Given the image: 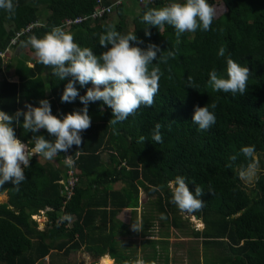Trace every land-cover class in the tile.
<instances>
[{
	"label": "trees",
	"instance_id": "trees-1",
	"mask_svg": "<svg viewBox=\"0 0 264 264\" xmlns=\"http://www.w3.org/2000/svg\"><path fill=\"white\" fill-rule=\"evenodd\" d=\"M113 1L13 0L14 14L0 9V52L31 36L42 38L60 26L82 48L99 55L106 50L99 45V35L105 25L114 24L121 34L136 35L137 40L130 42L133 46L147 49L149 44H156L165 55L167 51L176 53L166 64L153 61L159 64L162 75L160 91L151 107L141 105L134 115L112 125L111 108L100 101L89 103L88 114L97 120L81 133L82 144L68 150L76 177L69 194L58 182L67 176L63 152L57 155L61 168L32 156L18 191L11 182L0 187V193L6 194V200L0 203V264H34L51 250L59 259L80 246L93 255L92 262L108 250L115 263L123 264L129 253L118 252L112 239L126 224L115 216L124 208H137L141 193L145 200L151 198L153 212L163 217L164 224L181 229L190 223L171 202L169 183L177 176L185 178L193 194L196 186L203 190L202 209L188 215L202 222L200 230L191 229L190 233L201 238L204 252L205 247L211 250L207 253L211 261L208 264H264V0H208L217 13L210 30L185 32L179 40L170 25L158 29L142 22L148 8H159L172 0H133L135 11L133 6L124 5L130 0H121L100 15L73 22L76 16L92 12L95 4L105 6ZM39 9L42 18H38ZM34 22L38 25L10 43L16 31ZM146 29L150 36L145 35ZM221 47L225 48L224 57L218 55ZM229 55L249 69L243 96L213 91L208 84V73L213 68L227 78ZM19 57L13 64L16 81L2 76L0 57V110L14 115L20 101L37 107L41 99H47L52 114L62 119L64 114L84 107L79 97L71 103L61 102L70 78L60 81L50 66L24 53ZM25 61L32 65L26 66ZM189 76L194 88L189 87ZM75 86L82 96L92 84L81 87L77 82ZM212 103L217 105L214 110L209 107L216 122L200 131L192 122L195 106ZM19 119L22 124L23 116ZM156 123L162 125L160 144L152 140ZM12 127L23 143L33 136L15 122ZM114 127L118 134H114ZM36 135L55 139L45 129ZM250 145L255 146L260 171L252 186L246 188L239 167L246 166L248 160L240 149ZM233 155L237 156L234 163L229 160ZM39 211L46 217L42 229L31 217ZM148 221L144 216L140 218L144 228ZM144 242L151 245L152 239Z\"/></svg>",
	"mask_w": 264,
	"mask_h": 264
},
{
	"label": "clouds",
	"instance_id": "clouds-1",
	"mask_svg": "<svg viewBox=\"0 0 264 264\" xmlns=\"http://www.w3.org/2000/svg\"><path fill=\"white\" fill-rule=\"evenodd\" d=\"M0 9L14 14L13 0H0ZM215 16L216 10L208 0L183 2L172 0L165 6L148 8L142 15V22L158 29L163 28L165 24L170 25L175 29L179 40L181 34L185 32L194 33L198 28L202 31L210 30ZM145 35L150 36L151 33L146 29ZM136 40L134 33L121 34L114 24H107L103 33L99 35V45L106 50L96 55L92 49L82 48L74 42V37L60 26L53 27L42 38L36 36L29 38L28 43L34 49L39 63L50 66L60 81L70 78L65 85L61 102L71 103L79 97L84 107L64 114L62 119L52 114L47 99H41L37 107L25 104L27 110L18 109L14 115L0 110V187L5 182H11L18 191L20 184L26 179L24 169L29 167L30 157L42 156L47 160H53L60 152H67L73 145L79 147L82 144L81 133L91 126L88 114L90 102L100 101L111 108L114 118L109 123L112 125L134 115L141 105L146 107L153 105L154 98L160 91L159 81L162 75L159 64L153 61L166 64L169 58H175L176 53L167 51L165 55L156 44H149L147 49L133 46L130 42ZM158 52L161 54L157 58ZM218 55L225 56L224 47L219 49ZM225 71L227 78L220 75L215 68L208 73V84L213 91L245 95L249 69L239 65L229 55L226 58ZM77 82L81 87L90 82L92 87L81 96L75 86ZM188 83L189 87H192L191 76L188 77ZM209 107L214 110L217 105L212 103L210 106H195L192 122L198 125L200 131L208 130L216 122L214 112L210 111ZM21 116L22 124L19 119ZM13 122L24 131L33 133L28 143H23L17 138L12 127ZM161 128L162 125L156 123L152 131V140L157 144L163 142ZM41 129H45L55 139L49 141L43 135H36ZM113 132L118 134L115 127ZM140 139L145 141L144 137ZM240 152L248 163L239 167V176L241 179H251L259 167V161L255 157V146H243ZM71 157L72 155L65 156L64 160L69 167L74 164ZM229 160L234 163L237 156L233 155ZM227 166L231 167L232 164ZM169 188L172 193L171 202L181 212L193 214L202 209L204 202L200 197L203 190L199 186H196L193 194L185 178L177 176L169 183ZM132 227L134 231H138L133 225ZM132 264L146 262L138 258Z\"/></svg>",
	"mask_w": 264,
	"mask_h": 264
},
{
	"label": "rangeland",
	"instance_id": "rangeland-1",
	"mask_svg": "<svg viewBox=\"0 0 264 264\" xmlns=\"http://www.w3.org/2000/svg\"><path fill=\"white\" fill-rule=\"evenodd\" d=\"M217 15V13H216ZM43 14L41 10H38V18H42ZM29 55H33L31 52H27ZM91 121H96L97 117L91 115ZM39 162L50 161L53 162L54 165L61 168L62 165L59 162L58 157L56 156L53 160H47L42 156L38 158ZM106 153H101V159L103 162H106ZM259 167L256 171V174L248 180L241 179L243 186L246 188H250L253 184V181L257 174L259 173ZM264 173V171H261ZM82 184V182H79ZM151 199V198H150ZM146 199L144 195L140 194L139 206L135 208V210H128L123 209V214L125 216V223L127 224V230L125 235H123L124 243L122 246L117 247V251L123 254L129 253V257L124 260L123 264H132L135 260L143 259L146 264H208L210 263V259L207 253H211L209 247H204L200 243L199 237H193L190 233L191 229L199 230L201 227L198 223H202L200 219L195 220L196 216L188 215V214H181L182 217H186L187 221L190 222L189 224L184 225L182 229H172L167 224H164L162 218L157 215V213L153 212L151 206V200ZM6 200V194L0 193V203ZM37 223H41L43 217L39 213V215H34ZM144 216L149 221L146 223L145 228L142 226L140 222V218ZM151 216V219H150ZM72 219V217H69ZM40 225V224H39ZM132 225L138 230L134 231ZM195 227V228H194ZM203 227V225H202ZM161 232V234H159ZM190 233V234H189ZM144 239L151 240V245L144 242ZM126 240V241H125ZM159 240H161L159 242ZM164 240L167 241L165 244ZM160 245L166 248L165 253L158 251ZM69 252V251H68ZM67 252V253H68ZM66 253V254H67ZM77 254V258L73 257ZM65 254V255H66ZM56 252H51L50 256H56ZM90 256V255H89ZM89 256L81 251V249L77 250V252H70L64 256L63 258H59L60 264H96L101 261L104 264H115L112 263L111 259H109L106 255H103L102 258L100 257L96 262L91 263V259ZM80 258V261H78ZM90 259V260H89ZM51 261L49 264H58L57 260ZM47 264V263H46Z\"/></svg>",
	"mask_w": 264,
	"mask_h": 264
},
{
	"label": "crops",
	"instance_id": "crops-1",
	"mask_svg": "<svg viewBox=\"0 0 264 264\" xmlns=\"http://www.w3.org/2000/svg\"><path fill=\"white\" fill-rule=\"evenodd\" d=\"M111 1V0H110ZM124 5H126L127 7H129V8H131V6H133V10L135 11L136 9H137V5L136 4H134V1L133 0H130V2H125L124 3ZM115 17V16H114ZM28 40H29V38H26V39H24V40H22V41H18L13 47H11V48H7L6 50H5V52H4V55L1 57V69H2V76L7 80V81H16V75H15V73H14V71H13V64H14V60L16 59V57H18L19 59H20V57H19V55L21 54V53H24L26 56H29V57H31L32 59H34V58H36L35 57V54H34V51L33 50H31V45L28 43ZM31 52V53H33V55H29L27 52ZM25 65L26 66H31L32 65V62L31 61H25ZM25 104H27V103H25L24 101H20L19 102V104H18V108H17V110L18 109H23V110H27L26 108H25ZM31 158V157H30ZM124 209H128V210H135V208H133V209H130V208H124ZM123 210V209H122ZM120 211V212H118L117 214H116V216H115V219L116 220H118V221H120V222H123L124 224H126L125 223V216H127L126 214H123V212L124 211ZM39 213L41 214V216L43 217V220H42V222L41 223H37V220H36V218H33L35 221H36V224H37V228L38 229H42L43 227H44V224H45V221H46V217L44 216V213H43V211H39ZM39 213H38V215H39ZM36 215V214H35ZM125 219V220H124ZM195 220H197L196 218H194ZM199 224V226L202 228V223H198ZM170 227V226H169ZM127 224H126V227H124L123 229H120V230H118L115 234H114V236H113V239L112 240H114V242L117 244V247H120V246H122L123 244H125L124 243V239H123V235H125V233H127V232H125L126 230H127ZM170 228H172V227H170ZM183 228H186V227H183ZM195 228V227H194ZM200 228V229H201ZM172 229H174V228H172ZM182 229V228H181ZM199 229V230H200ZM195 230H197V229H195ZM159 234H161V232L159 233ZM190 234V233H189ZM200 238V237H199ZM126 241V240H125ZM200 241H201V238H200ZM167 244V243H166ZM164 246H162V245H160V248L158 249V251H160V252H164L165 253V251H166V249L164 250V249H162ZM79 249H81V251H83V252H85L88 256H89V258L91 259V263H93L92 261H93V255H91L90 253H88L87 251H85V250H83L82 249V247L80 246L79 248H75V249H72V250H70L69 252H70V254L72 253V252H77V250H79ZM51 252H54L55 253V250H51L50 251V254H51ZM58 252V251H57ZM68 252V253H69ZM59 253V252H58ZM67 253V254H68ZM50 254L48 255V256H44L42 259H39V260H37L36 261V263H34V264H49L51 261H55L54 259H56L57 260V263L58 264H60L61 262H59L58 260V255H56V256H54V257H52V256H50ZM66 254V255H67ZM66 255H64V256H66ZM103 255H106L109 259H111V261H113V258H111L110 256H109V254H108V250L106 251V252H104L102 255H100L96 260H94V262H96L100 257L102 258V256ZM73 257H76L77 258V254L75 253V255L73 256ZM103 257H105V256H103ZM89 259V260H90ZM78 261H80V258H78ZM112 263H115L114 261L112 262ZM115 264H118V263H115Z\"/></svg>",
	"mask_w": 264,
	"mask_h": 264
},
{
	"label": "built area",
	"instance_id": "built-area-1",
	"mask_svg": "<svg viewBox=\"0 0 264 264\" xmlns=\"http://www.w3.org/2000/svg\"><path fill=\"white\" fill-rule=\"evenodd\" d=\"M121 0H114L112 3H110L109 5H105V6H100L99 4H95L93 7V11L90 12L88 15H83V16H76L73 19V22H77V21H81L84 20L86 18H90V17H94L96 15H100L103 11H108L109 8L113 5V4H118L120 3ZM138 2H144V1H150V0H137ZM38 25V23L34 22V23H28L26 26L20 28L18 31H16L14 33V38H11L10 43H13L15 40V38L17 36H19L21 33H24L28 30H30L33 26ZM7 49V47L4 49V51L0 52V57H2L4 55L5 50ZM65 156H70L69 152H63V162L65 160ZM74 173V167L71 166L66 169V178L65 180L60 179L58 180V182L60 184H62V189L66 194H69L71 191V188L73 186L74 181H76V177L75 175H73Z\"/></svg>",
	"mask_w": 264,
	"mask_h": 264
},
{
	"label": "water",
	"instance_id": "water-1",
	"mask_svg": "<svg viewBox=\"0 0 264 264\" xmlns=\"http://www.w3.org/2000/svg\"><path fill=\"white\" fill-rule=\"evenodd\" d=\"M31 217H32V218H35V216H34V215H32Z\"/></svg>",
	"mask_w": 264,
	"mask_h": 264
}]
</instances>
